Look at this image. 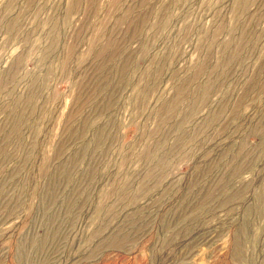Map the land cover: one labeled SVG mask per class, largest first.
<instances>
[{"label":"rangeland","instance_id":"1","mask_svg":"<svg viewBox=\"0 0 264 264\" xmlns=\"http://www.w3.org/2000/svg\"><path fill=\"white\" fill-rule=\"evenodd\" d=\"M0 264H264V0H0Z\"/></svg>","mask_w":264,"mask_h":264}]
</instances>
